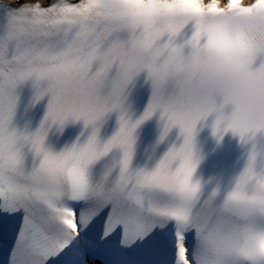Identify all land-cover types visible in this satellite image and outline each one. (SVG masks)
Instances as JSON below:
<instances>
[{"label":"bare ground","instance_id":"obj_1","mask_svg":"<svg viewBox=\"0 0 264 264\" xmlns=\"http://www.w3.org/2000/svg\"><path fill=\"white\" fill-rule=\"evenodd\" d=\"M10 1L13 2L15 6H20V3L26 2V1L30 3H35V0H10Z\"/></svg>","mask_w":264,"mask_h":264}]
</instances>
